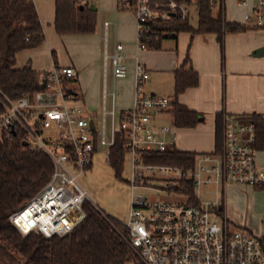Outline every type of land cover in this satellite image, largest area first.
Instances as JSON below:
<instances>
[{"label": "built area", "instance_id": "built-area-1", "mask_svg": "<svg viewBox=\"0 0 264 264\" xmlns=\"http://www.w3.org/2000/svg\"><path fill=\"white\" fill-rule=\"evenodd\" d=\"M77 7L90 8L96 0H71ZM166 10H158L151 0H130L139 23V49L147 24L166 21L174 13L185 19L188 9L168 0ZM189 1V0H182ZM253 13L246 15L248 23L264 29V0H253ZM247 1H242L245 5ZM125 5H129L125 1ZM111 23H105L107 35ZM104 56V79L109 68L115 80L127 77L124 46L116 43L110 52L107 39ZM73 67L55 68L47 74L45 89L34 100L23 97L3 104L0 112V142L15 135L32 149L45 153L54 166L50 182L24 207L10 217V222L24 236L31 233L47 238L70 234L86 217L83 206L91 203L78 183V177L92 165L98 148H110L118 133L126 139V152L132 155L131 189L156 188L169 195L183 177L191 178L199 204L190 203L186 195L181 201H149L141 195L132 197L128 220L129 245L142 264H264V237L243 229H234L225 214L224 194L228 184L264 188V168L257 164L256 128L253 123L226 115L223 122V145L220 154L198 155L193 171L163 164H146L142 154L165 153L174 145L171 126L157 127L154 119L171 110L173 100L147 96L142 87L150 79L148 69L137 63L135 95L132 107L118 114L108 109L109 94L104 86V107L101 128L94 124L82 106H70L74 96L68 84L74 83ZM114 100V96L113 99ZM110 128L108 129V122ZM94 123V122H93ZM51 131L50 135L47 132ZM160 178V179H159ZM174 179V180H171ZM161 183H158V182ZM157 186V187H155ZM214 188L215 202L202 203L199 193ZM177 195V194H176ZM93 205V204H92ZM95 208L102 212L98 207ZM211 213L222 219L219 225Z\"/></svg>", "mask_w": 264, "mask_h": 264}, {"label": "trees", "instance_id": "trees-1", "mask_svg": "<svg viewBox=\"0 0 264 264\" xmlns=\"http://www.w3.org/2000/svg\"><path fill=\"white\" fill-rule=\"evenodd\" d=\"M125 1L130 5V0H119V9L124 8ZM151 1L154 6L158 5V10H166L164 6L169 3L168 0ZM174 1L179 5L189 4L187 1ZM214 4L215 0H197L196 28L180 13H174L166 21L147 24L148 30L144 32L142 41L147 44V49L160 50L165 39H176L181 33L192 36L214 34L224 46L226 35L247 31L245 26L224 19L222 3L220 13L215 16ZM96 27L97 12L93 9L77 7L71 0L56 1L55 30L58 35L92 34ZM44 41L43 27L33 0H0V112L4 103L23 97L34 100L35 94L41 91L42 75L30 63L17 69L16 56L21 51L41 46ZM189 62L187 58L185 65L174 73L175 96L171 113L178 128H193L202 120L200 114L190 111L178 101L180 94L199 85L198 73ZM242 120L255 125L254 146L258 152H264V116L252 114L243 116ZM215 127V154H220L223 145L222 114L216 116ZM126 154V139L123 133H118L108 154L109 165L118 178H121ZM197 157L195 153L179 151L174 145L165 153L141 155L146 164L171 165L185 172L194 170ZM53 172L54 166L49 157L24 144L20 134L0 142V239L18 254L17 257L0 242V264H142L129 245L124 223L98 211L90 203L83 206L85 219L64 237L47 238L36 233L24 236L15 228L10 222L11 215L45 188ZM255 189L264 191V188ZM173 192L186 195L192 204H199L191 178L180 179ZM214 211L222 215L223 209L216 208ZM238 229L253 234L249 229Z\"/></svg>", "mask_w": 264, "mask_h": 264}, {"label": "crops", "instance_id": "crops-1", "mask_svg": "<svg viewBox=\"0 0 264 264\" xmlns=\"http://www.w3.org/2000/svg\"><path fill=\"white\" fill-rule=\"evenodd\" d=\"M56 1L33 0L43 27L45 41L35 49L19 52L16 56V68L22 69L30 63L32 68L43 77L44 73H50L55 68L73 67L77 72V79L71 85L74 88L69 89L72 93L74 92V99L70 106L84 107L94 124L98 117L102 121L104 86L106 84L108 93L110 79V70L106 82L104 79L106 39L110 52L116 43L124 46L127 77L115 80L111 72L114 91L110 95V105L109 97L107 100L108 109L114 107L119 115L132 107L137 63H142L150 73V79L146 82L149 88L147 94L173 100L174 73L185 65L187 58L190 59L189 65L198 73L199 85L188 88L180 94L178 101L190 111L200 114L201 122L193 128H178L174 124L172 109L159 114L153 121L157 127H172L170 136L174 139V146L181 152L197 155L215 153V119L218 114L223 115V122L226 115L241 119L243 116L252 114L264 116V55L261 57L253 55L256 50L264 47V29L248 23L245 19L246 15L253 13V0H215V16L220 13V3H222L224 19L229 23H237L247 28L245 32L226 35L224 46H221L214 34L192 36L190 33H181L176 39H165L160 50L146 49L144 51H139L136 46L135 16L130 5H123V10L119 9V0L113 2L111 0L109 5L102 0H96L93 8L90 7L97 12L95 32L86 35L60 36L55 30ZM242 1H247V4L243 5ZM187 2L189 4L183 5L188 9L185 19H188L191 26L196 28L198 25L194 26L191 18L192 8H195L197 13V0ZM106 22L111 23L107 35ZM59 37L68 47L75 40L74 43L81 47V53L72 52L71 54L65 49ZM112 42L115 43L113 46H111ZM65 50L66 53H64ZM80 76L91 83L85 91L79 84ZM160 84H167L169 89L166 92L163 91ZM170 91L173 92L172 96L167 95ZM113 96L114 100H111ZM168 116L171 117L172 124H162ZM158 121L159 124H156ZM100 149L102 148L97 149L94 157ZM258 163L260 168H264L263 160Z\"/></svg>", "mask_w": 264, "mask_h": 264}, {"label": "rangeland", "instance_id": "rangeland-1", "mask_svg": "<svg viewBox=\"0 0 264 264\" xmlns=\"http://www.w3.org/2000/svg\"><path fill=\"white\" fill-rule=\"evenodd\" d=\"M103 1L106 5H109L111 0H102V2ZM113 1L114 0H112V2ZM134 20L136 23V38H137L136 46L138 47L139 51H144L139 49V45H140L138 42L139 23L137 21L136 16ZM197 22H198L197 13L195 12V8H192L191 23L194 26H196L198 25ZM70 36H66V37H70ZM60 39H61V43L65 45V49L68 50L71 54L72 52L81 53L80 50L81 47L77 43H74L75 40L71 42L70 46L68 47V45L63 41V39L62 38ZM50 41L53 40L50 39ZM114 44L112 42L111 46H113ZM66 50L64 53H66ZM109 70H110V79L108 83V93H109V105H110V98H111L110 95L114 91V86L111 76V68H109ZM79 82H80L79 84L81 85L84 91L91 84L87 82L83 76H80ZM72 84L73 83L68 84V89H70V87L74 88V86H71ZM160 88L166 92L169 89V86L167 84H160ZM142 89L147 96H150L149 94H147L149 90V88H147V83L143 85ZM167 95L172 96L173 92L170 91V93ZM91 108H95V107H91ZM95 124L98 127V129L101 128L100 117L96 118ZM156 124H159V121ZM162 124L171 125L172 124L171 117L168 116V118H166V120ZM109 128H110V121L108 122V129ZM51 133H52L51 131H48L47 135H50ZM108 149L109 148L100 149L99 152L94 157L92 167L90 169H87L82 174H80L77 180L81 188L84 191H86V193L88 194L91 203L94 206L98 207L102 212H104L107 215H110L111 217L117 220H120L123 223H126L128 220V214L131 209L132 197L134 195L144 196L145 198L149 199V201L152 202L184 200L183 197H180L176 194L169 195L167 193L157 190L156 188H151V189L136 188L133 191L131 189V186L129 185V181L133 176L132 155L128 153L126 154L121 178H118L114 170L109 165ZM256 160L258 165H259L258 161L261 160L264 161V152H259L256 156ZM158 183L161 182L159 181ZM224 198H225V203H224L225 209L224 211H222V213L225 214L226 218L230 221L234 229H238V228L250 229L255 235L264 237V191L255 189L254 187L240 186L231 183L228 184L226 187ZM199 199L201 200L202 203H206V202L216 203L217 195L214 194V188L203 189L199 193ZM211 217H212L211 220L213 222L219 225L222 223L221 217L216 213H211ZM0 242L7 248H10L11 251L18 257V254L14 251V249H12L5 241L0 239Z\"/></svg>", "mask_w": 264, "mask_h": 264}, {"label": "water", "instance_id": "water-1", "mask_svg": "<svg viewBox=\"0 0 264 264\" xmlns=\"http://www.w3.org/2000/svg\"><path fill=\"white\" fill-rule=\"evenodd\" d=\"M91 8H93V6H91ZM82 9H83V8H82ZM253 55H255V56H260V57L263 56V55H264V47L261 48V49L256 50V51L253 53ZM47 74H48V73H44V74H43V77H42V83H41V89H42V90L45 89V86H46V77H47ZM91 128H92V130L95 129V126H94L93 121H91Z\"/></svg>", "mask_w": 264, "mask_h": 264}]
</instances>
